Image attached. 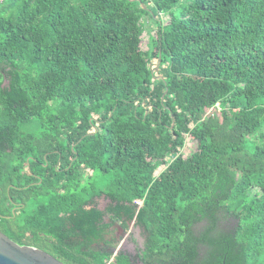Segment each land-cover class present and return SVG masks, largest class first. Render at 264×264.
Listing matches in <instances>:
<instances>
[{
	"label": "trees",
	"instance_id": "16d2710c",
	"mask_svg": "<svg viewBox=\"0 0 264 264\" xmlns=\"http://www.w3.org/2000/svg\"><path fill=\"white\" fill-rule=\"evenodd\" d=\"M131 225L143 264H264V0L0 1V231L134 264Z\"/></svg>",
	"mask_w": 264,
	"mask_h": 264
},
{
	"label": "water",
	"instance_id": "95a60500",
	"mask_svg": "<svg viewBox=\"0 0 264 264\" xmlns=\"http://www.w3.org/2000/svg\"><path fill=\"white\" fill-rule=\"evenodd\" d=\"M124 235L122 236V238ZM119 247L113 249V254ZM0 264H65L48 252L31 245H21L0 231Z\"/></svg>",
	"mask_w": 264,
	"mask_h": 264
},
{
	"label": "rangeland",
	"instance_id": "374dc122",
	"mask_svg": "<svg viewBox=\"0 0 264 264\" xmlns=\"http://www.w3.org/2000/svg\"><path fill=\"white\" fill-rule=\"evenodd\" d=\"M158 15H159V17L162 16V14L161 15L158 14ZM163 18H164V16H163ZM165 18H166V16H165ZM143 21L145 22L147 29L142 35L141 48L146 49L147 43L150 41V34L153 33V32H151L152 30H150L149 28L150 27L156 28V26L154 25L155 24L153 22L154 20L152 21V19H150L149 17L145 16ZM155 62H156V60L153 59L152 64H154ZM195 146L196 145L193 141H191L189 138H186L185 143L180 150L181 155H183V156L189 155L195 149ZM159 167L162 168L163 165H160ZM155 173H157V171ZM106 203H107V199L104 197H100L97 199V206L99 208H103L106 205ZM128 233H129V236L127 237L128 242H127L126 246H131V245L133 246V244H135L134 247H138L139 243L143 245L144 237L141 235L140 230L138 228H135L131 225V228L128 231Z\"/></svg>",
	"mask_w": 264,
	"mask_h": 264
},
{
	"label": "flooded vegetation",
	"instance_id": "af4514ba",
	"mask_svg": "<svg viewBox=\"0 0 264 264\" xmlns=\"http://www.w3.org/2000/svg\"><path fill=\"white\" fill-rule=\"evenodd\" d=\"M127 233L125 232L122 234V236L125 235V237L121 238L120 244L118 245L119 249H125L128 253H130V255L134 258V264H143L142 262L139 261L138 258L136 259L137 250L139 248H142V244L139 243L138 247H134L135 244H133V246L132 245L126 246V244L128 242L127 237L129 236V233L128 234Z\"/></svg>",
	"mask_w": 264,
	"mask_h": 264
},
{
	"label": "built area",
	"instance_id": "2783aa9c",
	"mask_svg": "<svg viewBox=\"0 0 264 264\" xmlns=\"http://www.w3.org/2000/svg\"><path fill=\"white\" fill-rule=\"evenodd\" d=\"M0 1H2V0H0ZM212 111V108L210 107V108H208L207 110H206V113L208 114V113H210Z\"/></svg>",
	"mask_w": 264,
	"mask_h": 264
},
{
	"label": "crops",
	"instance_id": "0c3cea01",
	"mask_svg": "<svg viewBox=\"0 0 264 264\" xmlns=\"http://www.w3.org/2000/svg\"><path fill=\"white\" fill-rule=\"evenodd\" d=\"M130 228H131V227H130ZM127 232H128V231H127ZM127 232H126V233H127ZM127 234H128V233H127ZM124 237H125V235H124ZM136 241H137V240H136Z\"/></svg>",
	"mask_w": 264,
	"mask_h": 264
}]
</instances>
